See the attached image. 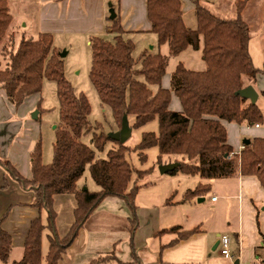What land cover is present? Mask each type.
<instances>
[{
	"label": "trees",
	"instance_id": "16d2710c",
	"mask_svg": "<svg viewBox=\"0 0 264 264\" xmlns=\"http://www.w3.org/2000/svg\"><path fill=\"white\" fill-rule=\"evenodd\" d=\"M246 2L238 3L236 18L223 19L203 7L200 0H195L197 28L192 30L184 22L182 0H147L152 33L160 47L168 48L167 56L147 52L135 59V44L124 38L119 17L111 19L108 26V31L116 35L114 42L100 36L90 38V81L102 106L111 109L117 129H121L125 115L129 120L134 118V123L130 122L133 130L158 121V133H144L135 148L104 134H94L93 148L81 141L83 136L99 127H93L89 121L92 108L87 97L77 95L67 80L64 61L54 47L52 34L41 33L35 40L22 39L16 52L9 53L7 67L0 69V91L6 94L9 102L16 109L20 108L28 98L41 93L43 81L47 79L56 83L60 104V125L55 130L52 164L43 163L40 141L31 153L30 180L24 178L10 161L0 158V166L10 178L25 189L33 190V207L47 213L46 221L41 216L32 221L23 257L14 264H59L85 223L109 198L125 201L137 229L140 222L136 205L137 183L151 170L135 169L126 157L131 152H137L144 163L146 152L156 148L158 165L165 159L179 164L171 175L180 172L188 177H199L202 182L184 193L182 203L205 198L212 191V180L256 177L264 189V137L251 139L249 145L243 144L242 151L237 154L228 142L225 127V123L260 126L264 120L258 102L252 104L237 95L246 84H256L259 76H264V69L254 66L249 51L251 31L242 16ZM12 24L9 0H0V50H4V40ZM189 48L202 49L206 69L192 71L180 63L171 74L170 88H163L170 59ZM138 63L140 69H136ZM261 95L264 97V92ZM173 96L179 99L182 111L171 110ZM108 142H114L115 146L108 151L107 158H97L96 151H104ZM87 168L100 188L98 192L79 188ZM134 174L138 179L132 185ZM63 195H72L76 207L72 225L61 238L55 230L54 200ZM172 200L168 199L167 204H172ZM46 229L52 234L44 253L42 243ZM198 232V228L184 230L181 226H173L161 229L156 236L177 235V239L169 244L173 246ZM11 250L12 237L0 226V264H9ZM138 258L132 240L131 261H119L112 252L91 264L113 260L118 264H138Z\"/></svg>",
	"mask_w": 264,
	"mask_h": 264
},
{
	"label": "crops",
	"instance_id": "0c3cea01",
	"mask_svg": "<svg viewBox=\"0 0 264 264\" xmlns=\"http://www.w3.org/2000/svg\"><path fill=\"white\" fill-rule=\"evenodd\" d=\"M113 1L40 0V15L35 36L38 37L41 33H50L53 35L54 41L60 35H76L85 39H90L92 36H102L105 32H109L110 10L115 13V17L120 18L125 33H152L147 14V0H115L117 4ZM249 85L256 89V84L249 83ZM164 88L169 89L170 84L165 85ZM256 91L260 96L259 90L256 89ZM175 98L177 97L173 96L172 99L175 111H182L179 99L177 98L178 102H176ZM32 100H38V95L28 98L20 108L16 109L9 102L6 94L0 91V158L10 161L17 171L28 180L32 178L31 153L38 140L36 132L27 136L28 131L25 130L26 126L23 124V120L27 117L26 111L28 108L26 106L29 105L28 101L31 102ZM225 127L228 131L229 144L233 147L234 152L239 154L244 143L241 144L239 140L237 142L235 139L237 144H234L229 129L231 127L235 133L240 134L242 132L241 125L225 123ZM260 129L261 125L259 127L254 126V129L250 130L251 133H254V136L248 140L261 137L255 132ZM168 163L170 162L163 164ZM193 178L197 179L188 189L181 192L171 190L168 195L173 198L172 204H167L168 196L165 203L167 208L170 207V210L173 207L174 210L177 207L184 208L187 216L196 212L191 226L174 225L175 220L170 222L171 225L181 226L184 230L198 228L199 232L192 237L169 246L171 242L177 239V235L165 234L157 237L156 234L161 229H168L173 226H164L166 224L161 221V216L155 213V225L149 233L148 239L155 242V244L149 248L147 244H143V247L140 248L137 243H139L145 221L141 212H139V226L133 235L131 232L118 231L114 227L111 229L110 225L105 223V220L102 221L101 218L103 217L95 219L98 214H101V210H104V208L107 210V204L111 209H115L108 210V218L122 216L131 219L129 212L126 210L125 201L109 198L99 206L85 223L77 239L66 251L59 264H91L92 261L99 258L101 254L107 253V251V254L113 251L116 256L115 248L117 249L119 243L122 242L128 244L127 253H129L128 257L131 261L132 240L137 251L146 249L144 255H138V264H264V189L258 179L256 177L239 176L233 179L212 180L210 181L212 185L210 197L206 196L202 203H198L197 199L182 203L184 193L189 189H195L202 182L199 177ZM215 197L217 200L213 201L212 199ZM33 203V190L25 189L10 178L6 170L0 166V226L12 237L9 264H14L22 259L25 240L32 221L39 216L46 221L47 213L45 211L40 212L33 207ZM67 203L72 207L71 213L73 216L76 201L72 195L55 197L54 208ZM119 206L123 211L121 213L117 210ZM55 211L58 217L59 212ZM56 220L55 230L57 231ZM45 234L49 247L48 237L52 234V231L46 229L43 238ZM223 235H228L231 238V258H227L221 253L220 239ZM110 248L111 251H109ZM66 254L70 255L65 259Z\"/></svg>",
	"mask_w": 264,
	"mask_h": 264
},
{
	"label": "rangeland",
	"instance_id": "374dc122",
	"mask_svg": "<svg viewBox=\"0 0 264 264\" xmlns=\"http://www.w3.org/2000/svg\"><path fill=\"white\" fill-rule=\"evenodd\" d=\"M183 1V11H184V22L188 28L195 30L197 28V19L195 16V0H182ZM244 0H200V4L213 12L217 17L223 19H234L237 17L238 3ZM117 4V1H113ZM39 8L40 0H9V10L13 16V24L9 31V34L4 40V50H0V69L4 70L9 62V53L18 49L22 39L35 40V31L38 28L39 20ZM109 16H112V11H109ZM243 19L249 25L251 31V40L249 43V51L253 60V64L257 69H264V0H247L245 9L243 11ZM103 39L114 42L116 35L105 32L104 35L100 36ZM124 38L126 40H131L135 44L134 58L138 59L143 53H161L168 55V48L166 46H159L158 40L155 34L145 33V32H131L125 33ZM90 39H85L81 36L76 35H60L56 37L54 41V47L58 50L59 55L62 54V60L64 61V72L67 80L70 82L71 86L77 95L84 94L92 108L91 114L89 116V121L93 127H99V130L93 129L91 133L83 136L81 141L93 148V138L94 134L101 135L104 134L107 137L115 133L117 129L116 123L112 111L109 107H104L101 104L99 95L90 81V70L92 65V49L90 46ZM182 63L185 68L192 71H204L206 69V64L203 60L202 49L193 50L191 48L184 51L180 56L171 58L169 61L168 71L163 78V88L165 85H169L170 76L175 70L178 64ZM141 65L138 63L136 69H140ZM142 80V77H139ZM263 81V82H261ZM248 84L245 85L247 87ZM256 89L259 90L260 96L258 100V105L262 111L264 117V97L261 95L264 92V76H259L258 81L255 85ZM154 91L157 87H152ZM37 96V95H36ZM33 97V96H32ZM34 99V98H33ZM36 99V98H35ZM178 102V99L175 98ZM174 101V102H175ZM28 110L26 111L27 117L23 120L25 130L28 131L27 136L37 133L38 140L41 142L42 159L45 165H50L53 162V148L55 144V130L60 125V104L57 96L56 83L44 79L42 84V91L38 95V100H32L29 102ZM171 110H174L173 103L171 105ZM38 112L37 119H33L32 115ZM129 122L134 123V118H130ZM236 125V123H235ZM238 125V124H237ZM237 127V126H233ZM242 132L235 133L233 128L230 127L231 140L234 144H243L244 140H248L250 137L254 136L251 133V129H254V125H249L244 123L241 125ZM239 129V128H238ZM159 131L158 121H153L140 129H134L131 138L127 141L126 145L130 148H135L142 139V135L147 132ZM259 136H264V120L261 125L260 130L255 131ZM235 139L237 142H235ZM115 146L114 142H108L104 151H96L97 158L106 159L108 151ZM147 160L142 163L140 161L137 152H131L126 155L127 160L137 169L138 171L145 172L151 170V172L146 175L143 179L138 180L137 186L139 187L138 197L136 200V205L139 208L138 212H141L145 218L144 229L139 238V243L137 245L140 248L143 244H147L148 248L155 244L149 239V233L153 230L155 225V213L161 216V221L166 224L164 226H173V224H181L186 227L191 226L194 220V213H190L187 216L184 208L174 207L170 210L167 208L166 198L170 199L169 192L171 190H179L180 192L188 189L189 186L193 185L197 178L188 177L182 173L176 175H171L170 173L162 174L159 170L160 165L158 162V150L152 148L146 152ZM163 162H168L166 159ZM138 179L137 174L133 175V183ZM79 188L85 189L90 192H98L100 188L92 180L89 169L87 168L83 178L79 181ZM208 197L211 194L207 195ZM198 202V200H197ZM106 205V204H105ZM126 210L129 212L131 219L126 217H113L108 218V212L111 207L107 204L104 210H101V214L96 216V220L100 217L102 221L110 225L118 231H126L131 234L135 229L134 223L132 222V212L129 206L126 204ZM75 207V206H74ZM72 207L69 203L63 206H55V210L59 212V216L56 220V227L59 237H64L68 230L70 229L73 216ZM109 210V211H108ZM118 211L123 212L120 206L117 208ZM155 210V212H154ZM100 215V216H99ZM171 220H175L171 225ZM94 223V222H93ZM106 226V225H105ZM136 232V229H135ZM148 240V241H147ZM121 242V241H120ZM119 243L120 245L115 248V253L117 259L120 261H129L130 257L128 250V244ZM43 252H47L48 241L46 240V234L43 238L42 243ZM112 249L110 248L109 251ZM111 251L110 253H112ZM108 253V251H107ZM107 253L101 254V256L107 255ZM146 253V249H139L137 254L142 256ZM142 254V255H141ZM70 254H66L69 257ZM101 264H118L117 260H113L108 263Z\"/></svg>",
	"mask_w": 264,
	"mask_h": 264
},
{
	"label": "water",
	"instance_id": "95a60500",
	"mask_svg": "<svg viewBox=\"0 0 264 264\" xmlns=\"http://www.w3.org/2000/svg\"><path fill=\"white\" fill-rule=\"evenodd\" d=\"M115 18V13L112 11V16L111 19ZM60 57H63L62 54H60ZM237 95L240 97L249 100L252 104H256L259 100V94L256 91V89L252 86L249 85L240 91L237 92ZM33 119H37L38 117V112L34 113L32 115ZM133 129L130 125L128 116L125 115L123 118L122 122V127L120 130L116 131L115 133L110 134L108 137H110L112 140L120 142L121 144L127 143V141L131 138L132 136ZM244 145H249L251 143L250 140H244ZM179 166L178 163H168V164H162L159 167V170L162 174L170 173L177 169ZM204 198L198 199V203H202Z\"/></svg>",
	"mask_w": 264,
	"mask_h": 264
},
{
	"label": "built area",
	"instance_id": "2783aa9c",
	"mask_svg": "<svg viewBox=\"0 0 264 264\" xmlns=\"http://www.w3.org/2000/svg\"><path fill=\"white\" fill-rule=\"evenodd\" d=\"M256 127H259V126L256 125ZM212 200L216 201L217 198L215 197ZM230 243H231V238L228 235L221 236V239H220V244L222 246L221 253H222V255H224L227 258L232 257L231 251H230Z\"/></svg>",
	"mask_w": 264,
	"mask_h": 264
}]
</instances>
